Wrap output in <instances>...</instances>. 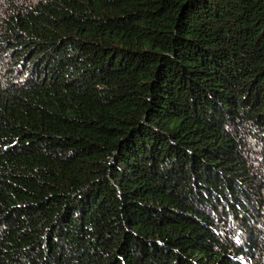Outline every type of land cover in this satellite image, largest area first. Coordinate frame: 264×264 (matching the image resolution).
I'll return each instance as SVG.
<instances>
[{
    "label": "trees",
    "instance_id": "1",
    "mask_svg": "<svg viewBox=\"0 0 264 264\" xmlns=\"http://www.w3.org/2000/svg\"><path fill=\"white\" fill-rule=\"evenodd\" d=\"M0 264H264V0H0Z\"/></svg>",
    "mask_w": 264,
    "mask_h": 264
}]
</instances>
